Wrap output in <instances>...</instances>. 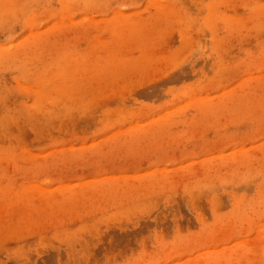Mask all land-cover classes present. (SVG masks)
Wrapping results in <instances>:
<instances>
[{"label": "rangeland", "instance_id": "rangeland-1", "mask_svg": "<svg viewBox=\"0 0 264 264\" xmlns=\"http://www.w3.org/2000/svg\"><path fill=\"white\" fill-rule=\"evenodd\" d=\"M0 264H264V0H0Z\"/></svg>", "mask_w": 264, "mask_h": 264}]
</instances>
